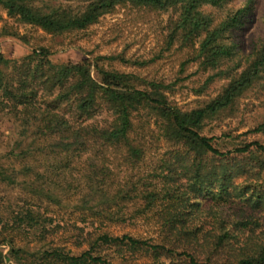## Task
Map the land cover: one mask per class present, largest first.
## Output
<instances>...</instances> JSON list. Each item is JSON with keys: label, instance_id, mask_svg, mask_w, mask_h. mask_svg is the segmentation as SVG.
<instances>
[{"label": "trees", "instance_id": "obj_1", "mask_svg": "<svg viewBox=\"0 0 264 264\" xmlns=\"http://www.w3.org/2000/svg\"><path fill=\"white\" fill-rule=\"evenodd\" d=\"M252 1L88 0L73 10L59 0H0L9 19L61 46L119 10L169 14L163 49L151 62L181 55L176 79L166 82L140 72L151 62L123 54L58 64L45 47L21 60L0 52V109L21 125L12 152L20 163L0 166V185L28 191L0 221V246L12 247L17 264H264V145L223 151L204 134L264 76V35L246 58L233 40L255 10ZM18 29L5 22L0 39L24 37ZM192 65L198 73L221 69L197 96L219 76L227 85L185 111L171 96L196 75H186ZM252 133L264 134V123ZM68 209L76 220L63 226L59 214ZM139 223H154L157 238L110 230ZM69 228L65 241L60 231ZM73 238L75 250L67 244Z\"/></svg>", "mask_w": 264, "mask_h": 264}, {"label": "rangeland", "instance_id": "obj_2", "mask_svg": "<svg viewBox=\"0 0 264 264\" xmlns=\"http://www.w3.org/2000/svg\"><path fill=\"white\" fill-rule=\"evenodd\" d=\"M51 2L52 0H46ZM248 0H234V6H244ZM59 6L67 7L73 10L82 9L88 0H59ZM254 11L248 16L244 27L235 32L233 40L239 44V57H248L253 53L255 43L264 35V0H253ZM0 30L8 22L9 25L19 28L20 34L24 37L7 36L0 39V52L9 60H21L29 55L36 47H45L51 49L54 54L50 56L54 63H78L82 61L87 54L92 57L104 55H119L133 61L151 62L159 51L163 49L164 38L162 33L169 20V14H152L146 16L138 10H119L114 14L106 15L101 18L100 22L92 26L86 33L77 35L68 39L65 45L61 46L53 41L50 35L42 30L31 28L30 26L21 25L15 20L9 19L6 12L0 10ZM165 57L155 60L151 65L140 72L152 77L162 79L166 82H173L176 79L180 68L181 55L166 53ZM231 65V64H230ZM118 68L133 71L135 68L126 67L116 63ZM227 66L222 70H226ZM198 65H192L187 70L186 75L196 74L184 87L171 96V100L179 108L185 111H191L201 107L220 95L227 85L225 78L217 77L212 81L202 96L194 93L195 89L203 88L210 76L217 72L208 73L199 72ZM264 75V74H263ZM9 110L2 112L0 109V166L9 168V166H18L20 162L14 158L12 152L17 153L16 142L19 140L21 125L18 123ZM264 123V76L255 85V87L239 98L232 109L228 110L220 120L210 124L204 130L208 137L215 138L218 147L227 151L238 145H244L252 142H260L264 145L263 133H252ZM158 158V157H157ZM154 158L152 164H157L158 160ZM28 191L21 184L16 187H8L6 184L0 185V221L6 222L9 218L10 211H18L22 200H26ZM20 204V205H19ZM71 208V207H69ZM71 209L67 212L62 211L59 214V221L73 223L76 217L71 216ZM57 211V210H56ZM58 212V211H57ZM51 216L53 214H50ZM70 217V218H69ZM64 220V221H63ZM56 224V223H55ZM0 222V229L2 227ZM84 227L83 225H79ZM86 234L91 232L87 227ZM60 231V236L69 240L73 229ZM157 226L154 223H139L134 226L111 227L110 230L115 235L130 234L137 238H152L157 236ZM157 238V237H156ZM74 242L70 240L68 246ZM25 242L17 241V245L24 246ZM34 247L33 244H31ZM12 247L9 244L0 246V256L3 255L4 264H17L11 256ZM82 250V249H81ZM115 264H120L117 260Z\"/></svg>", "mask_w": 264, "mask_h": 264}]
</instances>
